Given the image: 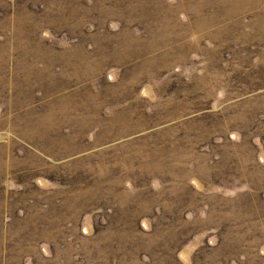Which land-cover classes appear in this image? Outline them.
I'll use <instances>...</instances> for the list:
<instances>
[{"label": "rangeland", "instance_id": "1", "mask_svg": "<svg viewBox=\"0 0 264 264\" xmlns=\"http://www.w3.org/2000/svg\"><path fill=\"white\" fill-rule=\"evenodd\" d=\"M0 264H264V0H0Z\"/></svg>", "mask_w": 264, "mask_h": 264}]
</instances>
